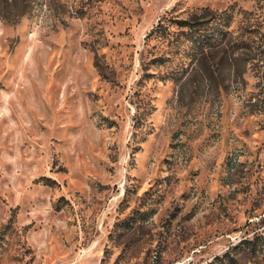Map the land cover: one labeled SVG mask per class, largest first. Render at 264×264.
<instances>
[{
  "label": "rangeland",
  "instance_id": "374dc122",
  "mask_svg": "<svg viewBox=\"0 0 264 264\" xmlns=\"http://www.w3.org/2000/svg\"><path fill=\"white\" fill-rule=\"evenodd\" d=\"M229 249L264 264V0H0V264Z\"/></svg>",
  "mask_w": 264,
  "mask_h": 264
},
{
  "label": "trees",
  "instance_id": "16d2710c",
  "mask_svg": "<svg viewBox=\"0 0 264 264\" xmlns=\"http://www.w3.org/2000/svg\"><path fill=\"white\" fill-rule=\"evenodd\" d=\"M178 25L181 27H187L189 28V25L186 23V21H177ZM243 244L245 243V240H243L242 242ZM230 253V249L228 251H226L221 257H214L213 259H211L209 262L205 263V264H223V260L222 258H227L229 256ZM228 263H230V261H227Z\"/></svg>",
  "mask_w": 264,
  "mask_h": 264
}]
</instances>
